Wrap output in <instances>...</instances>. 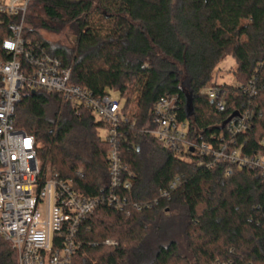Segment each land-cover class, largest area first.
<instances>
[{
  "label": "trees",
  "instance_id": "trees-1",
  "mask_svg": "<svg viewBox=\"0 0 264 264\" xmlns=\"http://www.w3.org/2000/svg\"><path fill=\"white\" fill-rule=\"evenodd\" d=\"M38 8L44 19L35 16ZM145 8L158 17L157 43L144 22ZM69 24L76 32L74 50L54 49L35 30L59 31ZM24 35L72 69L73 85L95 97L118 94L125 115L139 91L132 125L120 128L123 164L136 174L132 189L120 192L129 200L130 215L109 205L97 208L80 228L76 264H188L176 240L179 232L196 264H264L263 173L235 169L227 176L225 164L210 168L207 158L184 160L147 133L154 128L155 104L177 96L191 137L218 144L225 136L218 127L234 113H248L239 143L246 154L264 153V0H32ZM9 37L8 22H2L0 58ZM227 57L236 62L238 85L222 84L221 112L206 88ZM250 82L255 97L243 91ZM52 103L58 110L49 119ZM16 126L36 138L43 172L51 166L87 197L108 187L110 146L100 135L107 126L90 110L76 114L57 94L26 92ZM176 179L179 187L171 190ZM108 240L118 245L105 246ZM0 264H17L2 236Z\"/></svg>",
  "mask_w": 264,
  "mask_h": 264
},
{
  "label": "built area",
  "instance_id": "built-area-1",
  "mask_svg": "<svg viewBox=\"0 0 264 264\" xmlns=\"http://www.w3.org/2000/svg\"><path fill=\"white\" fill-rule=\"evenodd\" d=\"M31 1L0 0V24L8 22L10 31V37L2 43L6 56L0 58V236L12 245L17 264H76L80 228L97 208L109 205L130 215L129 200L120 192L132 189L136 174L123 164L120 128L131 126L133 118L124 114L118 94L95 97L90 90L73 85L71 68L41 44L25 38ZM141 70L147 71L148 65H142ZM243 91L251 97L258 94L254 82ZM26 92L57 94L76 114L88 109L107 126L103 139L110 146L109 184L98 196L77 192L72 181L62 180L51 166L42 171L36 138L16 126L17 106ZM207 92L224 112L222 84H213ZM178 102L177 96L164 97L152 111L154 128L147 133L166 150L184 160L190 156L210 159V168L225 164L227 176L235 169L257 170L264 175V153L246 154L244 144L239 143V136L248 130V113L233 119L223 130L221 142L213 144L202 142V136L199 140L191 137L188 122L180 120ZM179 183L176 179L170 189L176 190ZM167 196L169 193L164 192L163 197ZM133 208L140 210L141 206L135 204ZM117 245L112 240L105 242V246Z\"/></svg>",
  "mask_w": 264,
  "mask_h": 264
},
{
  "label": "rangeland",
  "instance_id": "rangeland-1",
  "mask_svg": "<svg viewBox=\"0 0 264 264\" xmlns=\"http://www.w3.org/2000/svg\"><path fill=\"white\" fill-rule=\"evenodd\" d=\"M35 16L41 18H45L41 9H37ZM157 15L153 8H145L143 19L146 23V26L150 32L152 40L154 43L158 42L159 33L157 32ZM31 30L34 28L30 25L29 27ZM36 32L46 41H48L54 49L56 48H65L68 50H74L76 46V32L72 28L71 24L62 27L59 31H46L40 28L35 29ZM237 68L236 62L233 58L227 57L224 61H222L217 68L212 81L207 86L206 90L212 86L213 84H224L228 83L230 85L237 86V81L235 78V69ZM138 87L136 88V92L133 96L132 103L130 109L127 113L128 116H132L134 118L137 114V99H138ZM58 110V105L56 103H52L48 107V117L49 119H53L55 117V113ZM100 135L102 138L106 137L105 131H100ZM176 240L179 245L180 253L183 257L187 258L188 264H196L197 260L194 258L191 249L188 245V239L184 235V233L179 232L176 234Z\"/></svg>",
  "mask_w": 264,
  "mask_h": 264
},
{
  "label": "water",
  "instance_id": "water-1",
  "mask_svg": "<svg viewBox=\"0 0 264 264\" xmlns=\"http://www.w3.org/2000/svg\"><path fill=\"white\" fill-rule=\"evenodd\" d=\"M240 117V114L239 113H234L232 114L226 121H224L219 127L218 129L219 130H224L226 128V126L235 118H239ZM198 134H201V133H198ZM203 135V134H201ZM191 152H193V150H191Z\"/></svg>",
  "mask_w": 264,
  "mask_h": 264
}]
</instances>
